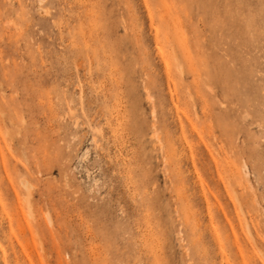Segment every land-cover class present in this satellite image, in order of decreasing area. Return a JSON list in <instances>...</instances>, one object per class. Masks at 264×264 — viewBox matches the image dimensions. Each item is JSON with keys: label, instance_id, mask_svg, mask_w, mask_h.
Segmentation results:
<instances>
[{"label": "rangeland", "instance_id": "obj_1", "mask_svg": "<svg viewBox=\"0 0 264 264\" xmlns=\"http://www.w3.org/2000/svg\"><path fill=\"white\" fill-rule=\"evenodd\" d=\"M38 1L0 0V264H264V0Z\"/></svg>", "mask_w": 264, "mask_h": 264}, {"label": "bare ground", "instance_id": "obj_2", "mask_svg": "<svg viewBox=\"0 0 264 264\" xmlns=\"http://www.w3.org/2000/svg\"><path fill=\"white\" fill-rule=\"evenodd\" d=\"M38 2L40 3V0H39ZM46 11H47V10H46ZM46 11H45V12H46ZM27 184H28V183H27ZM29 187H30V186H29ZM28 214H29V213H28Z\"/></svg>", "mask_w": 264, "mask_h": 264}]
</instances>
